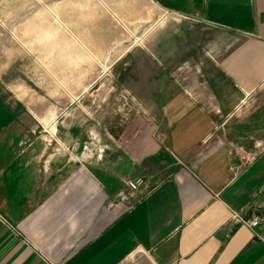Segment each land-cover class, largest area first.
<instances>
[{
    "label": "crops",
    "instance_id": "0c3cea01",
    "mask_svg": "<svg viewBox=\"0 0 264 264\" xmlns=\"http://www.w3.org/2000/svg\"><path fill=\"white\" fill-rule=\"evenodd\" d=\"M97 1H0L35 7L25 22L148 23L115 60L134 109L105 113L98 153L0 93V264H264V0Z\"/></svg>",
    "mask_w": 264,
    "mask_h": 264
},
{
    "label": "rangeland",
    "instance_id": "374dc122",
    "mask_svg": "<svg viewBox=\"0 0 264 264\" xmlns=\"http://www.w3.org/2000/svg\"><path fill=\"white\" fill-rule=\"evenodd\" d=\"M34 12L35 7L0 4V93L17 109L37 115L31 120L48 129L44 133L52 127L53 141L74 142L75 152L91 144L98 153L106 141L105 113L113 117L134 109L127 78L132 70L122 60L129 55L115 60L132 45L145 49L146 36L136 35L147 30L148 23H140L131 35L130 23L120 22L113 11L99 21L19 20L34 17ZM95 16L104 14L101 10ZM55 30L58 37L51 36ZM36 31L43 37H36ZM140 178L136 190L143 194L152 184Z\"/></svg>",
    "mask_w": 264,
    "mask_h": 264
},
{
    "label": "built area",
    "instance_id": "2783aa9c",
    "mask_svg": "<svg viewBox=\"0 0 264 264\" xmlns=\"http://www.w3.org/2000/svg\"><path fill=\"white\" fill-rule=\"evenodd\" d=\"M254 157H255V155L251 154L247 158L253 159ZM141 182H142L141 178H137L135 180L129 179L127 181V185L130 187V189L136 190V189H138V186L141 184ZM233 217L235 219L240 220L242 223L248 225L249 227H253L254 225H256L260 221V216H258V215H252L249 218H245V217L239 215L237 212H234ZM122 264H141V263L137 258L133 257L132 259H130V260H128Z\"/></svg>",
    "mask_w": 264,
    "mask_h": 264
}]
</instances>
